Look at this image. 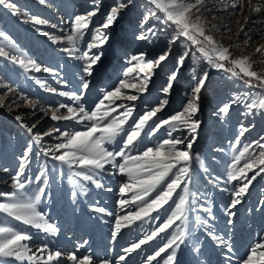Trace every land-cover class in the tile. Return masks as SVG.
I'll return each mask as SVG.
<instances>
[{
    "label": "snow or ice",
    "instance_id": "obj_1",
    "mask_svg": "<svg viewBox=\"0 0 264 264\" xmlns=\"http://www.w3.org/2000/svg\"><path fill=\"white\" fill-rule=\"evenodd\" d=\"M45 2L46 0H40L42 4ZM145 3L149 7L142 14L138 27L146 28L149 35L155 36V25L146 26L152 17L162 14L161 23L174 26L176 33L169 44L183 38L190 42L194 50H185L178 55L174 68L167 75L166 85L161 89L163 98H157L153 102L154 106L146 103L140 110L134 102L140 99V94L148 92L156 70L168 59L169 51H163L155 59H146L145 52L131 55L128 58L130 67L124 70V79H120L111 90H102V95L90 110L83 102L90 86L87 77L93 74L94 66L103 55L93 50L109 43L110 30L120 26L125 11L134 6V0H113L106 9L103 22L95 28H90L93 17L101 11V4L93 0L91 9L75 14L69 22L70 31L62 35L43 31L42 26L50 23L47 19L30 13L26 18H21V23L32 25L37 33L46 36L53 45L66 42L68 47L60 48L59 51L84 62L78 92L52 87L42 79L35 80L45 92L66 97L71 102H57V106H49L41 111L46 115L50 112L52 121L73 122L74 125L80 126V130L62 131L58 127H53L43 133H36L34 131L36 123L29 126L21 115L14 117L28 139L26 147L18 157V167L14 174H11L7 167L0 169L10 175L12 189L9 192H0V217H4L0 220V264H58L63 256L61 251L52 250L48 243H42L35 250L29 245L33 236L28 228L38 230L49 237H56L59 233L58 226L50 222L48 214L39 208L50 185L49 165L41 163L34 173L31 172L33 153L38 160L43 156L53 162L51 164L53 181L57 179L62 181L66 170L74 203L78 195H85L88 192L87 185L103 188L102 178L105 174L109 177L117 175L121 177L123 182L118 185L116 213L109 212L105 207L90 205V211L94 213L114 216L111 230L113 242L125 230L138 227L141 229L140 237L122 248V254L115 259V264H127L133 254L143 253L145 246L150 244L154 245V249L144 254L141 264H178L177 252L189 239L192 231L189 223L190 213L199 211L206 213L207 218L197 214L195 228L203 227L205 234L217 247L226 248L225 258L228 259L232 245L217 234L215 225L210 222L215 218L211 207L198 204V193L193 192L190 187L197 179L194 175V162H199L200 169L208 173L206 179L213 187L218 188L221 193H227L230 202L224 206V213L226 223L231 228L234 223L233 217L236 215L235 207L241 204L254 181L264 174V136L244 143L242 148L238 147L245 134L255 127L253 124L248 126L239 124L235 142L229 144L233 154L231 163L227 166L226 178L222 180L220 175L209 173L200 156L192 154L202 124L196 118L200 111L201 92L209 78L207 71H203L202 75L195 73L200 62L206 61L209 67L230 74L231 78L242 81L248 88L260 90L243 94L234 92L229 102L223 103L214 113L224 121L233 105L243 106L245 112L241 113L242 116L264 113V72L253 70L248 56L232 58L229 47L223 46L214 38L207 22L200 14L202 8L212 10L205 7L206 0H145ZM230 7L234 14H242L245 11V0L238 2L233 0ZM0 8L8 10L14 17L20 16L18 6L13 0H0ZM228 8L229 4L225 0L223 9ZM247 11L249 15H244V24L240 25L239 30L247 37L245 44L251 39L245 32L250 14L264 16V2L254 4L252 0H247ZM236 22L239 23L238 20ZM259 23L264 25V19ZM51 27L55 29L57 25L52 24ZM212 28L216 26L212 25ZM0 38L7 43L9 49L0 46V58L17 66L25 75L30 72H43L53 79L59 76L57 68L43 66L28 56L5 31L0 30ZM136 38L147 40L148 35L141 31ZM85 41L86 49L81 52V44ZM256 52H264V45L258 46ZM189 56L193 61L190 71L194 73L191 77L194 86H190V92L185 93L187 100L181 110L166 118H160L158 114L169 104L168 97L174 88V82L178 80ZM132 73H136L134 78L139 79L138 84L128 82L127 77ZM56 83L66 86L69 81L60 78ZM0 88L7 89L0 96V107H4L5 97L16 90L7 83L0 84ZM125 89H135L137 94H128ZM17 99L22 100L27 107L36 108V102L23 93H20ZM61 109H66L67 114H62ZM185 131L189 134L188 137L174 136V133ZM161 132H166L167 138L156 140L152 146H145L146 142H151ZM54 133L56 142L44 146L43 140L46 137H53ZM108 146H112L111 149ZM215 151L224 152L225 149L219 148ZM221 182L225 187H220ZM106 190L113 191L112 188ZM204 198L207 199L206 196ZM261 204H264V199L261 200ZM160 220L161 223H155ZM145 225L147 230H144ZM87 243L88 241H84L80 247ZM191 250L198 254L199 243H195ZM67 261L70 264H113L112 260L94 257L91 253L81 257L75 252L69 253ZM239 264H264V238L249 250L246 258Z\"/></svg>",
    "mask_w": 264,
    "mask_h": 264
},
{
    "label": "rangeland",
    "instance_id": "obj_2",
    "mask_svg": "<svg viewBox=\"0 0 264 264\" xmlns=\"http://www.w3.org/2000/svg\"><path fill=\"white\" fill-rule=\"evenodd\" d=\"M13 2L18 6L20 16L14 17L8 10L0 8V30L5 31L28 56L36 59L43 66L57 68L60 74L56 79L43 72H30L25 75L17 66L9 63L4 58H0V84L7 83L16 90L5 97V106L0 107V169L7 167L11 174H14V170L18 167V157L22 154L23 148L26 147L28 139L27 134L15 121L14 117L16 115H21L24 122L29 126L36 123L37 127L34 129L36 133H43L53 127H58L62 131L80 130V126L74 125L73 122L52 121L50 112L46 115L44 111H41V109L46 110L49 106H57V102H71L66 97L45 92L35 83V80L42 79L52 87L78 92L79 77L83 74L84 62L68 57L66 53L59 51L60 48L68 47L66 42L53 45L46 36L37 33L32 25L21 23V18H26L27 14L30 13L47 19L50 23L42 26L43 31L62 35L70 31L69 22L75 14L84 13L90 10L93 5V0H46L43 4L40 3V0H13ZM224 2L225 0H206L205 7L212 10L201 9L200 14L211 29V34L223 46L229 47L232 58L248 56L253 65V70L264 72V52H256L258 46L264 45V25L259 23L261 19H264V16L257 13L250 14V21L245 26V32L251 36V39L248 44H245L244 41L247 37L245 33L239 30L240 25L244 24V15H249L247 0H245V11L239 15L234 14L231 10L230 5L233 0H227L229 4L227 10L223 9ZM252 2L255 4L264 2V0H252ZM96 3L101 4V11L93 17L90 28H95L103 22L106 9L113 3V0H96ZM148 7L145 0H134V6L125 11L120 26L110 30L111 39L109 43L100 49L93 50L96 53H103V55L97 65L94 66L93 74L87 77L90 86L83 102L89 110L94 107V102L102 95V90H111L119 83L120 79L125 78L124 70L130 67L128 58L131 55L145 52L147 54L146 59H155L163 51H169L168 59L162 62L156 70L149 84L148 92L140 94V99L134 102L138 110L142 109L146 103L154 106L153 102L157 98H163L161 89L166 85L167 75L174 68L178 55L185 50H194L190 42L185 41L183 38L169 44L172 36L176 33L174 26L161 23L162 14H158L159 18L152 17L146 26L153 27L155 25V36L149 35L146 28L141 29L138 27L141 16L148 10ZM237 20L239 23L236 22ZM52 24L57 25V27L53 29ZM212 25H215L216 28L213 29ZM141 31L148 35L147 40L136 38ZM88 39H90V32ZM86 43L87 41L81 44V52L86 49ZM0 46L9 50L7 43L2 38H0ZM192 67L193 61L189 56L178 80L174 82V88L168 97L169 104L162 113L158 114L160 118H166L168 115L174 114L175 111L181 110L186 103L185 93L190 92V86H194V82L191 81L194 74L190 71ZM203 71L209 73V78L201 92L200 111L197 113L196 118L202 124L198 130L192 154L194 156L198 154L201 162L205 167H208L209 173L220 175L223 180V178H226L227 166L231 163L233 154L229 144L235 142L238 125L241 123L245 126L255 125L242 138L241 144L238 146L242 148L244 143L264 136V113L242 116L241 113L245 112L242 105H233L224 121H221L214 113L218 111L219 106L223 103L229 102L234 92L243 94L248 91L260 90L248 88L242 81L231 78L230 74L209 67L206 61L200 62L195 74L202 75ZM134 77H136V73L130 74L127 77L128 82L138 84L139 79ZM60 78L68 80L69 83L66 86L57 84L56 80ZM6 91V88H0V96ZM124 91L128 94H137L135 89H125ZM20 93L35 101L36 108L27 107L22 100H18L17 96ZM117 103H120V101H117ZM61 113L67 114L66 109H61ZM175 135L189 136L186 131L174 133ZM55 136L56 133L53 134V137H46L42 142L43 145L48 146L55 143ZM165 138H167L166 132H161L151 142H146L145 146H152L156 140ZM108 147L111 149L112 146ZM219 148H224L225 151H215ZM41 163L49 165L50 185L39 208L48 214L50 222L58 226L59 233L56 237H49L38 230L28 228L27 230L33 236L29 244L33 243L34 246H40L42 243H48L52 250L60 251L59 246L67 242L71 244L76 239V234L80 233L77 236V245H72V248L63 246L66 248L65 252L78 253V257L91 253L94 257L110 259L115 264V259L122 254V248L140 237L141 229L138 227L133 230H125L113 242L111 240V230L114 216L94 213L90 211V205L95 204L99 207H105L112 213L115 210L117 211V206L111 207V203L107 202L106 195H100V198L97 197L93 189L89 187L90 185H87L88 192L85 195H78L74 203L66 170L62 181L59 179L53 181L51 170L53 162L50 159L46 160L41 156L38 160L33 153L30 171L34 173ZM194 175L197 179L190 187L193 192L198 193L197 203L211 207L215 218L210 222L215 225L217 234L232 245V251L228 253V259H226L227 249L217 247L205 234L203 227L195 228L196 215L199 214L207 218L206 213L203 211L191 212L189 223L192 226V231L189 239L177 252L178 264H197L198 261L199 264H239L240 261L246 258L249 250L256 243L262 242V238H264V204H261V200L264 199V174H261L254 181L241 204L235 207L236 215L233 217L234 223L231 228L226 223L224 213V206L230 202L227 193H221L218 188L213 187L208 182L206 179L208 173H204L200 169L199 162H194ZM220 187H225L223 182H221ZM32 188H35V183ZM11 190L10 175L0 171V192ZM205 196L207 199L204 198ZM3 219L4 217H0V220ZM161 222L162 220L155 223ZM144 230H147V225L144 226ZM86 240L89 242L84 244L81 247L83 249L80 251V245ZM197 242L200 245V252L194 254L191 249ZM92 247H95L94 250L92 249L93 251L90 250ZM153 249L154 245L152 244L145 246L144 252L133 254L127 264H141V258L144 254L150 253Z\"/></svg>",
    "mask_w": 264,
    "mask_h": 264
},
{
    "label": "bare ground",
    "instance_id": "obj_3",
    "mask_svg": "<svg viewBox=\"0 0 264 264\" xmlns=\"http://www.w3.org/2000/svg\"><path fill=\"white\" fill-rule=\"evenodd\" d=\"M109 171H111L110 169H109ZM126 179V178H125ZM119 182H123L122 181V179H121V177L120 176H115V177H109L107 174H105L104 176H103V178H102V183H103V185H104V187L103 188H96L94 185H91V184H89L90 186V188L91 189H93V191L96 193V196L97 197H99L100 195H102V196H104V195H106V197H107V202H110L109 204H110V206L111 207H115V206H117L116 205V201H117V199H119V196H118V184H119ZM107 188H112L113 189V191L112 192H108L106 189ZM100 198V197H99ZM106 202V203H107ZM116 209V208H115ZM117 211H118V207H117ZM116 210H115V212L114 213H116L117 212ZM80 233H77L76 235L78 236ZM77 236L74 238L75 240L74 241H72L71 242V244L69 243V242H67V243H65V244H63V245H61V246H59V249H60V251L63 253V256H62V258L59 260V262H58V264H70V262L69 261H67V254H69L68 252H65V249L66 248H64L63 246H69L68 248H72V245H77L78 243L76 242L77 241ZM89 236V235H88ZM68 237V236H67ZM87 241V240H86ZM89 242V241H88ZM69 244V245H68ZM91 244V243H90ZM30 245V247L33 249V250H35V248L36 247H38L37 245L36 246H34L33 245V243H31V244H29ZM74 248V247H73ZM83 248H81L80 247V251L82 250ZM94 250L95 249V247H92L90 250ZM92 250V251H93ZM78 254V253H77Z\"/></svg>",
    "mask_w": 264,
    "mask_h": 264
}]
</instances>
